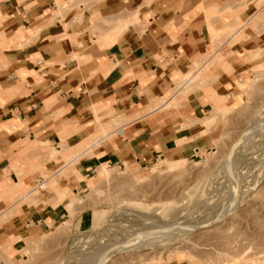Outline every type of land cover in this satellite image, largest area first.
<instances>
[{
  "label": "crops",
  "instance_id": "crops-1",
  "mask_svg": "<svg viewBox=\"0 0 264 264\" xmlns=\"http://www.w3.org/2000/svg\"><path fill=\"white\" fill-rule=\"evenodd\" d=\"M258 2L0 0V264L75 214L80 226L94 221L74 198L101 166L147 168L212 149L222 129L214 101L239 105L264 63ZM238 21L239 34L211 42V29ZM195 62L207 80L170 104L175 80ZM212 115L207 128L202 121ZM90 141V154L61 165L63 152ZM54 177L33 201L12 195Z\"/></svg>",
  "mask_w": 264,
  "mask_h": 264
},
{
  "label": "rangeland",
  "instance_id": "rangeland-1",
  "mask_svg": "<svg viewBox=\"0 0 264 264\" xmlns=\"http://www.w3.org/2000/svg\"><path fill=\"white\" fill-rule=\"evenodd\" d=\"M263 3L259 0L257 6ZM260 17L261 13L256 19ZM134 19L130 14L124 24ZM242 24L211 29V42L239 34ZM206 80L195 62L175 80L170 104H177L193 86ZM242 98L241 102L240 97L236 99L240 103L232 109L221 99L214 101L222 129L212 149L201 156L176 157L181 161L173 162L160 159L147 168L131 170L101 166L96 183L74 198L79 202L78 212L95 214L94 221L80 226L74 221L75 214L48 236L26 239L25 255L7 262L86 264L100 251L111 254L104 264H264V134H259L264 128V63L244 83ZM215 119L212 115L202 124L208 128ZM115 122L110 131L120 123ZM99 129V136L107 133L103 125ZM250 129L254 130L249 132L252 137L242 146ZM94 143L63 152L61 165L90 154ZM56 179L46 185L36 182L12 195L21 198L29 193L22 202L33 201L40 196V184L51 190ZM198 224L210 226L193 230ZM151 236L160 243L137 252L113 250L145 243Z\"/></svg>",
  "mask_w": 264,
  "mask_h": 264
},
{
  "label": "bare ground",
  "instance_id": "bare-ground-1",
  "mask_svg": "<svg viewBox=\"0 0 264 264\" xmlns=\"http://www.w3.org/2000/svg\"><path fill=\"white\" fill-rule=\"evenodd\" d=\"M250 20V19H249ZM173 96V95H172ZM173 98V97H172ZM250 131H254L253 129H250L249 131H248V133L242 138L243 139V141H242V146L244 145V143H247L248 142V140L252 137V134H250L249 135V132ZM259 134H264V128L263 129H261V132H259ZM54 153V152H53ZM52 153V154H53ZM57 158V157H56ZM104 168V167H103ZM103 170V169H102ZM61 196V198H63L64 197V194H61L60 195ZM206 204V203H205ZM72 205H74V204H72V201L70 202V203H68V205H67V207L68 208H71L72 207ZM210 225H200V224H198V225H196V227H195V229H193V230H196V229H200V228H204V227H209ZM150 238V240L149 241H147V242H145V243H142V242H139L138 244H135V245H130V246H125V247H122V248H115V249H113V250H118L117 252L119 253V252H122V251H140V250H144V249H147V248H151L152 247V245L153 244H158V243H160V242H158V241H156V242H154V240L156 239V238H158V237H156V236H151V237H149ZM107 250V249H106ZM113 250H111V252L113 251ZM109 255H111L110 253H102V252H100V251H98V252H95V256L94 257H92L91 259H90V261L89 262H87L86 264H104V261L108 258V256Z\"/></svg>",
  "mask_w": 264,
  "mask_h": 264
}]
</instances>
